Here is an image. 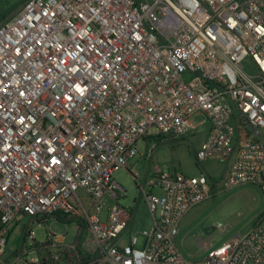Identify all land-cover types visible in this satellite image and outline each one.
<instances>
[{
    "label": "built area",
    "instance_id": "obj_1",
    "mask_svg": "<svg viewBox=\"0 0 264 264\" xmlns=\"http://www.w3.org/2000/svg\"><path fill=\"white\" fill-rule=\"evenodd\" d=\"M197 114L208 128L196 161L223 163L222 187L264 191V0H23L0 11V264H264L260 225L200 260L178 249L180 220L210 196L203 171L137 180L151 226L120 241L132 212L113 173L139 140L183 135ZM47 217L77 220L76 234L48 228L36 243L31 226ZM21 219L30 249L48 252L3 261L7 226Z\"/></svg>",
    "mask_w": 264,
    "mask_h": 264
},
{
    "label": "rangeland",
    "instance_id": "obj_2",
    "mask_svg": "<svg viewBox=\"0 0 264 264\" xmlns=\"http://www.w3.org/2000/svg\"><path fill=\"white\" fill-rule=\"evenodd\" d=\"M22 1L1 0V14L11 13ZM197 122L199 125H195ZM185 127L192 129L178 137L166 135L139 140L138 153L130 160L128 170L124 168L116 170L113 178L126 190L125 194L119 197L118 203L132 212L131 223L123 232L121 240H125L130 234H135L140 241L142 239L140 232L151 226V214L145 201L139 198L137 180L143 181L145 176H153L158 170L169 173L178 171L185 175L205 172L210 180V196L189 209L179 223L180 232L175 237L178 249L187 259L200 260L209 250L222 244L233 234L248 231L259 225L264 227V191L250 183L222 187L220 178L224 164L212 159L199 163L194 157V151L206 135L208 121L203 115L197 114ZM261 131L264 132V129ZM153 192L159 193L160 189L155 187ZM79 194L88 203L87 195L83 191H79ZM87 208L91 212L89 205ZM76 223L75 219L55 222L47 217L42 227L36 224L31 226L35 231V242L40 244L45 239V229L48 228L55 232L66 231L68 240H71L77 232ZM218 223H221L224 229L217 227ZM25 226L26 219L7 226L6 245L1 256L3 261L12 258L14 254H20L25 248L28 249L27 259L38 257L39 252L30 249L32 240L25 238L23 240ZM86 233L87 229L84 228L83 234ZM206 244L209 245L208 249L205 247Z\"/></svg>",
    "mask_w": 264,
    "mask_h": 264
},
{
    "label": "trees",
    "instance_id": "obj_3",
    "mask_svg": "<svg viewBox=\"0 0 264 264\" xmlns=\"http://www.w3.org/2000/svg\"><path fill=\"white\" fill-rule=\"evenodd\" d=\"M9 13H2L1 14V17H5L6 15H8ZM166 135H158V136H155V137H165ZM154 137V138H155ZM58 215V214H57ZM68 219H69V217H68ZM46 250L45 252L43 251V250ZM35 250H37L38 252H39V255H43L44 253H47L48 251H47V248H43V246L42 247H38V246H35ZM42 250V251H41Z\"/></svg>",
    "mask_w": 264,
    "mask_h": 264
},
{
    "label": "water",
    "instance_id": "obj_4",
    "mask_svg": "<svg viewBox=\"0 0 264 264\" xmlns=\"http://www.w3.org/2000/svg\"><path fill=\"white\" fill-rule=\"evenodd\" d=\"M248 127L254 134L259 135V136L262 135L258 130L252 128L251 126H248ZM23 240H24V232H23Z\"/></svg>",
    "mask_w": 264,
    "mask_h": 264
},
{
    "label": "crops",
    "instance_id": "obj_5",
    "mask_svg": "<svg viewBox=\"0 0 264 264\" xmlns=\"http://www.w3.org/2000/svg\"><path fill=\"white\" fill-rule=\"evenodd\" d=\"M183 217H184V216H183ZM182 219H183V218H182ZM182 219H181V220H182ZM181 220H180V222H181ZM179 232H180V231H179ZM121 237H122V235H121ZM127 237H128V236H127ZM127 237H126V239L123 240V241H126V240H127ZM120 241H122L121 238H120Z\"/></svg>",
    "mask_w": 264,
    "mask_h": 264
}]
</instances>
